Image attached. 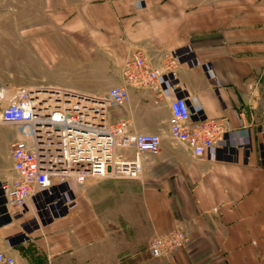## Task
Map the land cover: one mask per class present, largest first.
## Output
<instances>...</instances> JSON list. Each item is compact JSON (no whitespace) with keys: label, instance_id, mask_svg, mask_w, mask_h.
<instances>
[{"label":"crops","instance_id":"1","mask_svg":"<svg viewBox=\"0 0 264 264\" xmlns=\"http://www.w3.org/2000/svg\"><path fill=\"white\" fill-rule=\"evenodd\" d=\"M26 1L30 13L42 1L54 16L70 18L63 31L74 52L66 55L65 79L51 86L97 95L123 84L122 65L135 52L153 65L172 54L194 115L225 118L232 141L247 138L249 147L195 158L168 137L174 95L166 78L160 93L129 88L127 103L109 108L110 120L161 136L158 154L141 155V177L72 182L65 215L30 228V240L20 226L33 208L14 215L0 193V251L16 264H264V0ZM2 89L0 109L19 86ZM0 126L11 133L3 140L0 131L3 182L15 177L11 145L21 132ZM173 229L190 242L167 258L151 257L149 241Z\"/></svg>","mask_w":264,"mask_h":264},{"label":"built area","instance_id":"2","mask_svg":"<svg viewBox=\"0 0 264 264\" xmlns=\"http://www.w3.org/2000/svg\"><path fill=\"white\" fill-rule=\"evenodd\" d=\"M177 58L162 56L158 65L138 51L122 65L123 84L97 95L60 87L32 86L18 89L0 109V123L19 127L21 135L11 145L15 177L0 182L3 207L22 215L33 208V217L20 226L22 239L30 240V228L65 215L72 198V182L87 179H139L141 155H156L161 136L129 130L130 121L112 122L111 106H123L129 88L161 92L163 78L174 95L169 102L168 137L188 148L195 158L208 150L229 153L249 147V141L235 143L225 118L195 116L175 76ZM4 90L0 91L3 97ZM190 237L183 229L153 236L148 252L153 258H167L184 248ZM0 264H16L14 257L0 251Z\"/></svg>","mask_w":264,"mask_h":264},{"label":"rangeland","instance_id":"3","mask_svg":"<svg viewBox=\"0 0 264 264\" xmlns=\"http://www.w3.org/2000/svg\"><path fill=\"white\" fill-rule=\"evenodd\" d=\"M35 6V11L30 13L26 0L0 1V88L53 87L50 82L61 83L65 79L66 55L74 52L67 47L69 39L63 31L64 22L70 18L54 16L53 6L44 7L42 1ZM43 40L50 44L48 48L39 47ZM60 44L66 48H61ZM260 89L264 93V80ZM0 131L3 140L11 137L7 127L0 126ZM101 251L106 254V250Z\"/></svg>","mask_w":264,"mask_h":264}]
</instances>
